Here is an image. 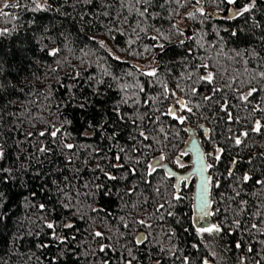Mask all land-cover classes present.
Masks as SVG:
<instances>
[{
    "label": "trees",
    "instance_id": "1",
    "mask_svg": "<svg viewBox=\"0 0 264 264\" xmlns=\"http://www.w3.org/2000/svg\"><path fill=\"white\" fill-rule=\"evenodd\" d=\"M250 4L0 0V264H264V185L256 183L264 179V127L252 131L255 121L264 125V113L253 111L264 107V91L238 99L264 89V0L243 12ZM208 73L211 84L200 79ZM214 86L233 120L202 100ZM177 97L195 113L178 111L184 124L161 115ZM192 135L213 165L208 211L216 214L203 219L186 147ZM217 147L225 149L219 162L208 155ZM212 223L224 231H196Z\"/></svg>",
    "mask_w": 264,
    "mask_h": 264
},
{
    "label": "snow or ice",
    "instance_id": "2",
    "mask_svg": "<svg viewBox=\"0 0 264 264\" xmlns=\"http://www.w3.org/2000/svg\"><path fill=\"white\" fill-rule=\"evenodd\" d=\"M228 2H229L230 4H231V3H235V0H228ZM254 2H255V0H252V4H254ZM143 3L147 6V5L150 3V0H143ZM197 3H199V0H197ZM252 4H250L249 6L245 7V8L243 9V12H249V11H251ZM146 10H147V9H146V7H145V11H146ZM201 11H202V10H201ZM243 12L237 13V15H243ZM140 14L143 15L144 12L142 11ZM105 15H107V13H105ZM190 15H193V14H190ZM152 39H156V37H153ZM52 54L55 55V52H53ZM205 67H207V66L205 65ZM146 75H149V76H155V75H156V72H155V71H151V72L146 73ZM260 76H261L262 78H264V72H261V73H260ZM200 79L203 80V81H206V82L209 83V84H211V83L213 82V80H214V74H213V73H208L207 75L202 76ZM177 87H178V86H177ZM198 91H199V90L196 89L195 87H193V88L191 89V92H192L193 94L197 93ZM221 91H223V90L214 86V87L211 89V94H209V95H202V100H203V101H206V102H211L212 104H220V100H221L222 98H221V97H216V93H217V92H221ZM261 91H264V89H260V88H257V87H251V88L249 89V91H248L246 94H242V95H240V96L238 97V99H240V100H242V101H244V102H248L250 97H252V96H253L254 94H256L257 92H261ZM168 94H169V93H168V89L165 87V98L168 97ZM171 95H172L173 97L176 96V92H175V90H173V91L171 92ZM214 97H216V98L214 99ZM261 99L264 100V97H261ZM146 103H147V101H146ZM176 105H178L179 107L177 108ZM176 105H173V106H171V107H168L167 112H161V115L171 116L174 120H177L180 124H184L185 121L188 119V117H187V116H183V115H177V112H178V111H179V112H187V113H189V114L195 115V113L193 112V107L190 106L189 101H187V100H183V99H180V98L177 97V98H176ZM195 107H196V108H199V107H200V104L197 103V104L195 105ZM156 111H160V109L157 108ZM220 111L226 113V115H227L229 121L233 120L232 113L229 111V105H228V103H227L226 100H225L222 104H220ZM253 111H260V112L264 113V107H262L261 105H255L254 108H253ZM155 119H156V120H159V117H156ZM200 127H203V125H201ZM262 127H264V125H262L261 122H260L259 120H257V121H255V123H254V127L252 128V131H253V132H256V133H259V132L261 131V128H262ZM185 130H187V129H185ZM59 131H60L59 129H55L54 131H52V132L50 133V135H51L52 137H55V136L57 135V132H59ZM159 131H160V132H163L164 129H163V128H160ZM229 131H231V129H229ZM210 132H211V129H207V128L204 129L205 136H206L208 139H211V136L209 135ZM39 135L43 136V135H45V133H44V132H40ZM248 135H249V133L246 132V131L243 132V133H241V136H242V137H247ZM139 136L142 137L144 141H148V140L150 139V137H149L148 135H145V133H144L143 131H140V132H139ZM165 138H167V137H166V134H165ZM230 139H233V138L230 137ZM234 143H235V145H240V144L242 143V139L239 138V137H235V138H234ZM66 147H68V148H72L73 145L68 144V145H66ZM144 147L151 148L152 145H151V144H147V145H144ZM41 151H44V149L42 148ZM196 151H197V161H196V168H195V170H194V172H193V175H200L201 177H203V173H204V171H205L206 169H208V168H212L213 165H212V164H203L202 161H203V159H204V155L201 154V153L199 152V149H198V148L196 149ZM224 151H225L224 148L217 147V148L215 149V154H213V153H209L208 155H213V156H214V161H215V162H219L220 159H221V156H222L223 153H224ZM180 155H181V156H183V155H187V152H182ZM2 156H3V152L0 151V157H2ZM116 159L119 160L120 157L117 156ZM165 159H166V156L163 155V154H161V155L158 157V161H157V163L159 164L160 161H163V160H165ZM137 163H139V161H137ZM174 163L177 164V165L180 166V167H184V165L181 163V161H180L179 158L175 159ZM235 163H236V161L233 160V162H232V166H234ZM249 163H250V161H249ZM160 166H162V165H160ZM147 168L149 169V171L147 172V176H151V175H152L154 172H156V170H157V169H156V166L153 165L152 163H149V164L147 165ZM130 171H131L133 174H135L136 169H135V168H132V169H130ZM168 175H169V176H174V175H176V174H175L174 172H172L171 170H169ZM228 175H229V176L232 175L231 167H230V170H229V172H228ZM108 178H109V179H113V180L116 179L115 176H109ZM188 179H189L188 176L181 177V180H182V181H187ZM211 179H212L211 177H207V178H205V179L202 180V184L200 185L202 195H203L204 193L207 192V190H208V185L211 183ZM242 179H243V181L247 182V181L251 180L252 177L249 176V175H247V174H245V175L242 177ZM145 182H146V183H150V181H147L146 179H145ZM256 183H257V184H260V185H264V179H257V180H256ZM216 186L219 187L218 184H217ZM133 191H134V189H133ZM157 191H159V189H157ZM2 195H3V194L0 193V196H2ZM236 195L238 196V195H240V193L237 192ZM173 199H174V200H180V199H182V197H181L180 195H177V194L174 193V194H173ZM239 203L243 204V203H246V202H245V201H240ZM169 206L171 207V204H169ZM208 206H209V202H208L206 199H202V200H201V205H200V218H201V219H203V218H205V217H207V216L215 215V214H216L215 211H213V212H209V211L207 210V209H208ZM41 207H43V205H41ZM159 208H164V205L161 204V205L159 206ZM157 210H159V209H157ZM241 211H243V209H241ZM168 214H169V215H173V213H171V212H169ZM138 223H140L141 225H144L146 222H145V220H140V221H138ZM233 223L235 224V226H236L237 229H239V228L241 227V224H240L239 220H234ZM47 227L50 228V229H52V228L55 227V225L50 223V224L47 225ZM65 227L72 228L73 225L69 223V224L65 225ZM125 227H127V225H125ZM147 227H151V225H147ZM251 228H252V229H258V225L254 223V224L251 225ZM196 231H197L198 233H200V234H203V233L219 234V233L223 232L224 229H223L219 224L212 223V224H206V226L198 227V228L196 229ZM94 235L97 236V237H100V236H102V233H101V232H95ZM146 239H147L146 236H142L141 238H137L136 241H135V243H137V244H142V243H144V241H145ZM61 242L63 243V241H61ZM261 243H264V241H262ZM194 247H196V246L194 245ZM235 247H236L237 249H239V248L242 247V245H241V243L238 242V243L235 244ZM100 251H101V252L105 251V246H102V247L100 248ZM247 251L252 252L253 249H252L251 247H248V248H247ZM129 255H131V252H130V251H129ZM133 259H135V257H133ZM127 264H132V260L129 259V260L127 261ZM184 264H191V262L188 260L187 257L184 258ZM202 264H209V262H208L207 260H204V261L202 262Z\"/></svg>",
    "mask_w": 264,
    "mask_h": 264
},
{
    "label": "water",
    "instance_id": "3",
    "mask_svg": "<svg viewBox=\"0 0 264 264\" xmlns=\"http://www.w3.org/2000/svg\"><path fill=\"white\" fill-rule=\"evenodd\" d=\"M190 32H187V35H189ZM187 149H189L191 153V161H192V167L190 169V172L193 173L195 168H196V161H197V151L196 149H199V152L204 155V159L202 161L203 164H208L204 148L200 142V140L195 136L192 135L187 143ZM164 167H166L168 170H171V168L167 165L164 164ZM172 171V170H171ZM196 180H195V188H194V206L198 214H200V205H201V200L206 199L209 202L210 205V189H211V184L208 185V190L206 193L202 195L200 185L202 184V180L209 177L208 174V169H206L203 173V177L200 175H195ZM209 207V206H208ZM208 210V209H207Z\"/></svg>",
    "mask_w": 264,
    "mask_h": 264
},
{
    "label": "rangeland",
    "instance_id": "4",
    "mask_svg": "<svg viewBox=\"0 0 264 264\" xmlns=\"http://www.w3.org/2000/svg\"><path fill=\"white\" fill-rule=\"evenodd\" d=\"M40 4H43V0H39ZM204 235H208L209 233H203Z\"/></svg>",
    "mask_w": 264,
    "mask_h": 264
}]
</instances>
